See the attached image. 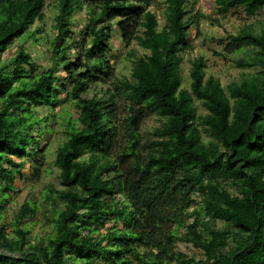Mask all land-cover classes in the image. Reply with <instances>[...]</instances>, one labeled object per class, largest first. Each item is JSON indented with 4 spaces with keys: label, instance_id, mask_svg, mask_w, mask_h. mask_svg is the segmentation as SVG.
<instances>
[{
    "label": "trees",
    "instance_id": "16d2710c",
    "mask_svg": "<svg viewBox=\"0 0 264 264\" xmlns=\"http://www.w3.org/2000/svg\"><path fill=\"white\" fill-rule=\"evenodd\" d=\"M212 1L217 16L241 10L253 21L220 40L234 64L254 68L226 88L202 57L182 87V53L198 25L189 0H161L162 28L150 9L158 0H55L50 68L23 43L0 61V264H264V0ZM44 9L45 0H0V56L20 40L38 42L31 28ZM80 10L87 19L76 35ZM113 27L125 48L143 52L128 51L129 78L116 79L108 59ZM108 82L106 96L90 95ZM66 102L79 114L55 150L63 188L50 231L31 240L37 205L3 219L24 163L52 131L38 109ZM146 116L160 125L141 144ZM181 242L199 256L178 252Z\"/></svg>",
    "mask_w": 264,
    "mask_h": 264
},
{
    "label": "rangeland",
    "instance_id": "374dc122",
    "mask_svg": "<svg viewBox=\"0 0 264 264\" xmlns=\"http://www.w3.org/2000/svg\"><path fill=\"white\" fill-rule=\"evenodd\" d=\"M191 3L188 9V17L193 15L197 16L198 25L196 29L191 26L189 30V39L191 41L192 50L182 53V62L180 65V74L182 77V87L189 90L190 79L189 71L192 61L197 57H202L204 60V70L206 75L212 76L219 80L221 86L226 88L231 82L239 80L243 74H250L254 68L239 67L232 59L238 58V55H226L223 51V41L226 38V33H235V30L241 27L244 23L251 24L253 21H247L243 16L241 10H234L227 13L226 16H217L214 11V4L212 0H189ZM55 0H45L44 20L37 22L31 28L32 31H37L35 37L38 42L33 39L25 41L20 40L15 43L9 50L5 51L0 56V61H4L13 57L17 52V47L23 43L24 48L31 53L33 61L37 66L47 70L50 68L51 63L49 60V42L54 36L55 31L52 27L53 18L56 15L54 12ZM159 4L151 5L150 9L155 14L159 28L163 26V16L161 9V0ZM87 14L85 10L76 11L73 14V26L71 30L78 35L81 31ZM111 53L108 54V59L114 68L116 79L129 78L131 72V59L128 57V51L131 49L136 56L142 55V50L136 45L132 44L129 48H125L119 37L118 31L115 27L112 28L111 34ZM76 54L70 55L71 58ZM241 57L244 55H240ZM57 75L64 76V72L59 70ZM113 89L114 86L111 82L107 84L100 83L93 86L90 95L106 96L107 89ZM64 97V96H62ZM197 115L205 114L202 105L194 100ZM121 115H125L126 108L124 102L119 106ZM37 111V110H36ZM40 116H49V127L51 128L50 134H43L37 146V151L24 163L22 168V178L14 182V191L11 195L12 201L7 204V213L4 216V222L12 221L15 216L16 210L24 203L31 202L37 205V212L33 216V226L30 229V239L33 240L36 236L41 237L44 233L50 231V226L47 219L52 217L54 200L56 199L55 191L61 190L63 187L60 185L59 170L54 163L55 150L62 140L65 139L64 133L67 129L66 120H74L79 114V110L72 103L66 102L55 108L54 111H42L38 109ZM37 113V114H38ZM160 122L154 116H146L139 126L140 143L145 144L148 140L152 139V133ZM205 140V134H202ZM37 169L40 173L39 179L33 178V168ZM60 205V204H58ZM189 222V221H188ZM9 230V228L7 229ZM186 232V230H179V235ZM176 250L187 256L197 255L199 253L190 245L186 243H177Z\"/></svg>",
    "mask_w": 264,
    "mask_h": 264
}]
</instances>
